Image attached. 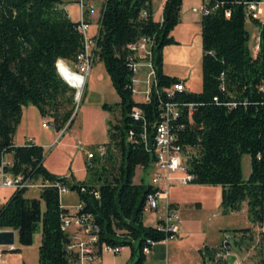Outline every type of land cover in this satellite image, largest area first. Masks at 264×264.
Here are the masks:
<instances>
[{
  "label": "trees",
  "instance_id": "1",
  "mask_svg": "<svg viewBox=\"0 0 264 264\" xmlns=\"http://www.w3.org/2000/svg\"><path fill=\"white\" fill-rule=\"evenodd\" d=\"M150 1H103L95 53L118 101L103 103L102 108L117 110L118 118L116 123L106 122L104 154H94L89 164L84 161L85 176L76 180L71 173L49 172L43 166L41 145H15L12 136L26 103L34 105L41 117H49L55 131L70 126L74 89L56 72L54 62L57 58L73 62L81 47L77 21L68 17L65 0H0V164L3 155L10 154V162L2 170L32 181L65 184L82 204L79 211L91 214L97 224L99 243L129 246V264L143 263L145 238L159 241L164 237L162 231L142 223V200L149 185L132 181L137 166L147 169L153 161L154 124L163 102L195 104L190 124L183 116L185 107L178 118L186 124L179 130L180 141L197 149V155L188 160L191 183L220 186L223 213L244 205L250 224L264 222V21L251 20L258 28V49L253 55L244 4L252 0H202L207 11L199 21L200 89L174 91L168 96L164 89L178 79L162 73L161 49L175 42L170 31L179 21L181 0H163L160 21L152 18ZM141 10L146 12L144 17ZM141 35L152 40L156 84L148 101L136 100L131 94L127 64L130 51L126 45ZM134 105L142 113L138 120L129 115ZM129 131L131 140L127 139ZM242 153L249 157L246 178L241 175ZM27 188L13 189L0 206V229L15 231L20 245H29L38 229L36 264H70L67 234L59 229L60 215L68 211L60 206L56 187H37L35 197L24 195ZM93 189L98 191L97 198ZM240 231L242 236L250 233L248 239L252 240L251 227ZM223 245L204 246V254L212 257Z\"/></svg>",
  "mask_w": 264,
  "mask_h": 264
},
{
  "label": "rangeland",
  "instance_id": "2",
  "mask_svg": "<svg viewBox=\"0 0 264 264\" xmlns=\"http://www.w3.org/2000/svg\"><path fill=\"white\" fill-rule=\"evenodd\" d=\"M98 5L100 4L94 2L95 9ZM64 6L68 10L70 18L77 19L76 5L73 2H67L64 3ZM250 21L245 20V28L249 34V48L253 52V36L257 30L252 25H255V23ZM196 45V50L199 53L200 45H198V42ZM67 63L70 64V62ZM167 66L170 67L171 65L168 64ZM172 68L179 71V75L184 77L185 88L188 91H199L200 60L198 57L187 66L176 64ZM89 71L77 98H74L76 93L74 90V110L71 116L73 120L69 127L66 128L65 126L62 130L55 131L50 123L43 126V119L50 122L49 117H41L37 108L31 103L22 106L21 116L14 127L12 138L15 142L21 143L30 136L36 143L41 144L43 148V166L49 172L64 176L71 173L78 178H84L85 151H94L98 146L106 147L108 140L106 122L110 120L111 123H116L118 118L117 110L110 111L102 108L103 103L113 104L117 102L118 96L111 86L101 61L95 58ZM142 75L143 73L139 77L142 78ZM142 87V84H139L136 89L140 90ZM133 97L140 100L142 94L137 93ZM4 158H7L6 154L3 155ZM240 164L242 178H246L249 173V157L246 153L241 154ZM136 170L134 182L148 184L150 182V168L143 169L139 166ZM3 191L10 192L11 189H3ZM37 191V187H29L25 190L24 195L35 197ZM169 199L178 200L180 203L178 215L181 216L176 222L180 233L166 243L161 240L155 241L151 246L150 253L145 255L142 264H201L198 250L202 248L203 244L218 243L223 237L227 239L228 245H223V248L218 250L222 254L229 248L227 254V256L229 255L228 264L235 257H241L243 254L248 255V259L256 264L260 263L259 251L261 247L264 251V239L258 242L252 234V240H249L248 235H251L250 233L242 236L243 232L240 229L249 225L242 209L222 212L219 205L220 186L191 182L186 185L173 183L168 188ZM61 203L64 208L68 209V213H73L77 203L76 193L69 190L61 196ZM161 208L162 204H159L154 214H158ZM142 221L146 225H152L154 223L153 214L148 211L142 212ZM13 237L15 250L5 251L7 246L0 245L2 258L0 264H36L37 246L40 240L39 230L35 229L29 245H20L15 231ZM129 251V246H122L117 254L103 252L102 264H122ZM154 252L160 253L155 259L152 258ZM262 257L264 258V254ZM219 262H221L220 259H217L216 264ZM129 263L128 258L125 264Z\"/></svg>",
  "mask_w": 264,
  "mask_h": 264
},
{
  "label": "built area",
  "instance_id": "3",
  "mask_svg": "<svg viewBox=\"0 0 264 264\" xmlns=\"http://www.w3.org/2000/svg\"><path fill=\"white\" fill-rule=\"evenodd\" d=\"M258 3L259 1L256 0L244 3L246 19L257 20L259 12ZM76 4L78 16L75 21H77L76 29L81 35V47L75 54L73 62L68 64L67 61L57 58L54 62V66L56 72L63 81L77 92V87L71 85L58 70L57 61H63L68 73L80 79L79 89L81 91L92 62L96 58L97 32L89 34L88 16L94 10L93 3L86 0H76ZM206 11L207 9L204 4H201L200 13L203 14ZM145 15L146 12L141 10L140 16L144 17ZM224 15L227 17L229 15L228 11H225ZM151 42L152 40L150 37L141 35L126 45L130 51V55L127 57V64L130 70V91L133 96L137 93L142 94L140 101L149 100L151 89L156 84L155 70L151 63ZM253 43L252 54L255 55L258 49V33L253 36ZM141 73H143L142 78L139 77ZM139 84H142L143 87L137 90L136 87ZM182 90H185V84L182 80H177L164 89L168 96L174 91ZM74 98H76V93ZM212 99L217 101L216 97ZM234 104V102H225L227 106H234ZM183 107H185L183 116L186 120V124H190L192 121L191 116L195 108L193 102L180 105L176 102L168 101L159 105L157 121L154 124V134L152 138L153 161L149 167V189L145 192L142 200V212L154 211L159 207V204H162L163 216L153 227L164 233V237L161 239L164 243L175 238L177 232L176 222L179 219L177 211L174 210L169 203L168 188L173 183L186 185L192 181L193 175L188 170V160L197 155V149L194 146L185 145L180 141L179 130L186 125L183 122H178V118L182 116ZM129 115L132 119L138 120L141 118L142 113L140 108L134 105L130 108ZM48 123V120L43 119V126H47ZM141 137L144 139L143 133ZM127 139H132V132H128ZM104 151V146H98L94 151H85V162L89 164L90 158H92L94 154L103 155ZM3 164L8 165L9 162L2 161L0 164V186L18 189L23 187L53 185L56 187L58 202L60 206L63 207L61 196L69 191V188L65 184L59 181L50 182L48 180H39L36 182L28 177H23L22 174H9V176L6 177L5 173L7 172L2 170ZM80 190L83 191V188ZM91 193L95 198L98 197L97 190L93 189ZM81 207L82 204L77 200L75 211L73 213L61 214L59 219V229L67 234L65 249L70 254V264H95L102 252L117 254L121 246L105 242L99 243L98 226L93 222L91 214L79 211ZM154 242L155 241L149 237L145 238L141 247V252L147 255ZM7 249L12 250V244L7 245ZM220 255L223 261L227 253L224 252Z\"/></svg>",
  "mask_w": 264,
  "mask_h": 264
},
{
  "label": "crops",
  "instance_id": "4",
  "mask_svg": "<svg viewBox=\"0 0 264 264\" xmlns=\"http://www.w3.org/2000/svg\"><path fill=\"white\" fill-rule=\"evenodd\" d=\"M65 1L66 2H73L74 5H76V7H77L76 0H65ZM86 1L92 2L93 5H94V2H97V4H100V5H98V7L96 9L94 8L92 13H90L88 16L89 34H93L94 32L97 31V28H98V18H99L100 11L102 8L103 0H86ZM162 2H163V0L150 1L151 10H152V18L154 20H159L161 17ZM201 4H202V0H181L180 11H179V21L170 31V34H171V36L175 42H174V44H166L161 49V70H162V73H164L168 76L176 77L178 80H182L184 82V84H185L184 77L179 75V71L173 69L172 67L176 64L187 66V65L191 64L192 61L194 59H196L197 57L200 60L201 45H200V24H199V21H200V17H201V13H200ZM258 8H259V12H258V18L256 21H264V0L259 1ZM64 9L68 14V10L66 9V6H64ZM68 16H69V14H68ZM69 18H70V16H69ZM71 20H76V19H71ZM252 25L254 26V28H256V30H258L256 24L255 25L252 24ZM197 42H198V45H200V52L199 53L196 50L197 49V45H196ZM168 64L171 66L168 67L167 66ZM185 90H187V89L185 88ZM27 142H33L35 144H38L30 136L25 138L21 143L15 142L12 138V143L15 145H19V144H23V143H27ZM39 145H41V144H39ZM5 154H6L7 158L6 159L4 158L2 161L3 162H10V154L9 153H5ZM138 167L139 166H137L134 170V175L132 178L133 182H134L135 173L137 171L136 169ZM9 174L10 173H8V172L5 173V176L8 177ZM54 174H56V173H54ZM84 175H85V171H84ZM74 177H75V179H81V178H78L76 176H74ZM38 181L39 180H36V182H38ZM3 189H11V191L10 192H4ZM12 191H13L12 188L0 186V206L5 202V200L9 197V195L12 193ZM169 203H170L171 207L174 208V210H176L178 213V209L180 208L179 201L169 199ZM63 207H64V205H63ZM241 209L245 212V206L244 205L242 206ZM67 211H68V209H67ZM154 211L150 212L154 216V223L152 225H149V226H153L163 216V209L162 208L158 212V214L157 213L154 214ZM180 216L181 215H179V217ZM142 223L144 225H146L144 223V221H142ZM247 227H251V231L253 232L252 234H253L254 238L256 240H258V242H260L264 239V222L260 226L252 225L249 223V225ZM176 228H177V232H176V235H177L178 233H180V230H178V224L177 223H176ZM13 235H14V231H13ZM225 240H227V239H225V237H223L222 239H220V241H218V243L215 242L214 244H211V245L203 244L202 248L198 250L199 255L201 257V264L202 263H204V264H216L217 259H220V261H221L218 264H228L227 262H228V256L229 255L228 256L226 255L227 257L225 256V259L222 261V259L219 256L221 254V252L219 250H217V252H215V254L212 257H208L206 254H204V250H203L204 246L217 248L218 245L222 242L224 243ZM12 246L14 249L13 243H12ZM165 249H166V244H165ZM227 249L229 250V248H227ZM227 249L225 251L228 254L229 251ZM5 251H12V250L6 249ZM102 253L100 254V257H99L98 261H96L95 264H102ZM159 254L160 253L154 252L152 255V258L155 259L156 257L159 256ZM263 254H264V251H263V248L261 247L260 251H259V255H260V258H259L260 263L259 264H264V258L262 257ZM162 255H163V252H162ZM128 258H129V252H128L125 260L122 262V264H125V261ZM1 262H2V258L0 255V263ZM257 263H258V260H257ZM229 264H256V263L252 260H249L248 255L245 256L243 254L241 257H235V259H233Z\"/></svg>",
  "mask_w": 264,
  "mask_h": 264
},
{
  "label": "water",
  "instance_id": "5",
  "mask_svg": "<svg viewBox=\"0 0 264 264\" xmlns=\"http://www.w3.org/2000/svg\"><path fill=\"white\" fill-rule=\"evenodd\" d=\"M13 238H14L13 237V230H11V229H0V245L12 244ZM224 245H228L227 240H225Z\"/></svg>",
  "mask_w": 264,
  "mask_h": 264
},
{
  "label": "bare ground",
  "instance_id": "6",
  "mask_svg": "<svg viewBox=\"0 0 264 264\" xmlns=\"http://www.w3.org/2000/svg\"><path fill=\"white\" fill-rule=\"evenodd\" d=\"M65 66V65H64ZM64 78L73 86L77 87L76 98L80 95V79L77 76L70 75L65 67L64 73L62 74Z\"/></svg>",
  "mask_w": 264,
  "mask_h": 264
},
{
  "label": "clouds",
  "instance_id": "7",
  "mask_svg": "<svg viewBox=\"0 0 264 264\" xmlns=\"http://www.w3.org/2000/svg\"><path fill=\"white\" fill-rule=\"evenodd\" d=\"M57 67H58V70L61 72V74H63L64 70H65L64 62L58 60L57 61Z\"/></svg>",
  "mask_w": 264,
  "mask_h": 264
}]
</instances>
